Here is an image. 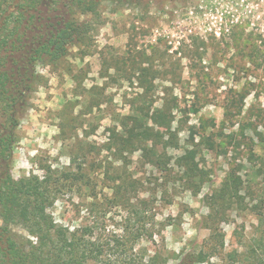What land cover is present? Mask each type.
<instances>
[{
  "label": "rangeland",
  "instance_id": "374dc122",
  "mask_svg": "<svg viewBox=\"0 0 264 264\" xmlns=\"http://www.w3.org/2000/svg\"><path fill=\"white\" fill-rule=\"evenodd\" d=\"M65 1L54 5L57 20ZM70 14L87 37L67 56L33 64L26 104L15 108L18 125L0 131L14 137L0 178L50 175L59 190L49 208L54 219L91 227L110 261L124 249L122 228L142 209L138 198L151 201L147 223H164L134 254L144 248L160 264H193L201 249L215 247L195 264L264 260V0H100L93 12ZM141 107L174 117L170 128L145 120L174 143L157 146L155 165L141 151L122 159L106 147L113 129L133 123L128 117ZM192 130L198 166L184 176L175 163L192 147ZM106 170L141 186L124 202L111 200ZM10 227L22 243V222Z\"/></svg>",
  "mask_w": 264,
  "mask_h": 264
},
{
  "label": "trees",
  "instance_id": "16d2710c",
  "mask_svg": "<svg viewBox=\"0 0 264 264\" xmlns=\"http://www.w3.org/2000/svg\"><path fill=\"white\" fill-rule=\"evenodd\" d=\"M59 1L52 2L51 12L57 10L54 5ZM70 1L71 3H68ZM118 1L124 3L128 0ZM43 2L44 0H0L1 113L2 111L7 113L10 110V112L14 111V106L23 90L20 86L19 95H15L14 89H12L15 65H20V62L25 59L32 64L45 58L49 61H57L67 56L71 46L79 42L78 40L87 37L88 28L85 27V24L76 22L72 18V14L69 17H61L57 22L52 21L53 17L45 18L41 7L46 3ZM65 4H70L68 9L77 10L82 14L95 11L100 0H66ZM54 17L56 19L59 16L54 15ZM44 26L53 30L46 35L43 34L41 39L35 40L37 38L36 29H42ZM13 54L19 55L12 57L13 66L9 68L5 63L9 62ZM193 110L194 112L199 111L196 107ZM169 114L160 109H155L152 113L146 112L143 107L136 109L135 114L128 117L133 119V123H120L121 129L119 126L113 129L109 142L106 144L107 149L113 151L114 155L120 154L122 159H124L125 151L132 154L141 151L140 157H152L150 161L155 165V162L159 161L162 156L158 153L157 146L162 144L167 148L174 143L165 139V135H162L158 130L152 129L145 120L148 118L153 122V125H158L160 128H170L174 117L171 113ZM10 118L12 119L11 116ZM14 122L1 123L0 125L5 130L7 124L16 127L18 125L16 118H14ZM176 131L179 132V130ZM144 132H149V135L143 136ZM190 137L193 141L190 144L192 147L179 156L175 163L183 170L182 175L184 176L189 175L198 166L196 163L198 153L193 130L190 131ZM208 140L213 146L214 141L211 138ZM13 144V134L9 133L0 137V162H7L10 159ZM73 161L75 162V158ZM79 168L81 169L82 166L79 165ZM108 171L106 170V180H108L106 186L112 190L111 200L124 202L126 201L125 194L129 193V190L133 191L141 186L139 180L133 178L127 180V177L121 173L109 176ZM49 176L46 175L41 179L37 175H31L15 180L7 172L0 178V215L4 222V225H0V264H160L156 259L157 253L147 259V251L144 248L137 249V254L133 253L139 241L153 237L157 232L159 234L161 232L159 227L164 223L146 222L145 218L149 214L146 207H149L151 203L149 199H137L142 209L133 212L134 223L131 224L133 226L125 225L122 228L123 233L120 237L123 239L121 240L120 237L117 239L118 245L124 249L120 253L119 259L114 262L110 261L112 259L106 252V245L98 239L93 240L91 227L81 225L71 228L54 219L49 208L57 198L59 190L54 189L53 181ZM80 177L81 173L74 175L76 180ZM91 197L96 198L97 194L92 193ZM212 208H214L213 203ZM16 222H22V226L28 233L27 236L22 235V243L15 240L10 227ZM128 234L132 236H126ZM211 250L212 252L207 253L201 249L192 263L207 261L214 253L215 247ZM185 259H182L181 264H184ZM254 264H264V260L257 256Z\"/></svg>",
  "mask_w": 264,
  "mask_h": 264
},
{
  "label": "flooded vegetation",
  "instance_id": "af4514ba",
  "mask_svg": "<svg viewBox=\"0 0 264 264\" xmlns=\"http://www.w3.org/2000/svg\"><path fill=\"white\" fill-rule=\"evenodd\" d=\"M48 1L44 0L43 3H46V4H43V6L46 5L48 7V11H49L50 10L49 7L52 6V2L54 0H48ZM68 3H71V1L68 2ZM69 5L70 4H65V2L63 3V8L61 9L62 13L60 14L61 15L60 19H61V17H66L65 11H67ZM57 10H59V9H57ZM56 11L54 10L51 13H44V14L42 13V14H43V16L45 18L53 17L54 20H52V21L57 22V17L55 19L54 15H56V16H59V15H58V12H56ZM51 30H53V29L46 28L45 26L42 27V29H39V30L36 29L37 38L35 40H39L38 38L41 39L43 34L46 35ZM12 60H13V58H11V62H12ZM27 61L28 60H26V59L22 60V62H20V65H15V67L13 68V71H14L15 75H14L13 82H12V89H14L15 95H19L18 91H19V87L20 86L23 89L21 95H19V97L17 99L16 105L14 106V110L18 106H20V108L21 107L23 108L25 106L26 98H27L28 93L30 91V87H29L30 81L32 80V78L34 76V65L32 63L27 62ZM11 66H13L12 63H11ZM11 66L9 65V68H11ZM16 112H17L16 110L13 111V112H9V113H7L5 111H2V113H1L2 115H1V118H0V123H15L14 122V118H16ZM10 116L12 117V119L10 118ZM2 129L4 130V127L0 125V131H2Z\"/></svg>",
  "mask_w": 264,
  "mask_h": 264
}]
</instances>
